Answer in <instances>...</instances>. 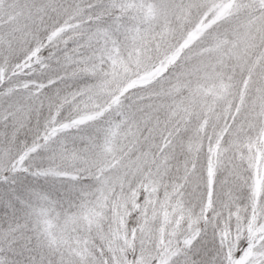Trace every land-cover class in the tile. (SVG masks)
<instances>
[{
    "label": "snow or ice",
    "instance_id": "obj_1",
    "mask_svg": "<svg viewBox=\"0 0 264 264\" xmlns=\"http://www.w3.org/2000/svg\"><path fill=\"white\" fill-rule=\"evenodd\" d=\"M0 264H264V0H0Z\"/></svg>",
    "mask_w": 264,
    "mask_h": 264
}]
</instances>
